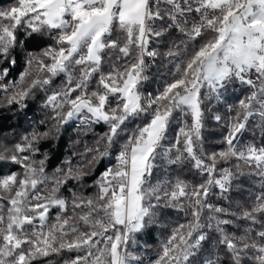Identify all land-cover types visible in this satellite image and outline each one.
I'll return each instance as SVG.
<instances>
[{"label":"snow or ice","instance_id":"snow-or-ice-1","mask_svg":"<svg viewBox=\"0 0 264 264\" xmlns=\"http://www.w3.org/2000/svg\"><path fill=\"white\" fill-rule=\"evenodd\" d=\"M161 4L168 7L161 8ZM191 14H198V19L189 20ZM172 29L189 41L201 38L204 42L177 65L176 74L162 91L145 96L140 89L147 79L146 57L154 60L160 55L152 44ZM117 30L122 38H114ZM44 33L55 43L38 54L28 53L27 67L11 84L9 104L65 74V86L45 100L53 109L51 119L56 127L73 118L108 126L100 138L103 145L98 141L95 148L87 149L91 154L87 165H98L110 154L127 121L142 115L148 118L120 145L115 167L101 173L96 196L73 194L72 216L62 215L68 210V201L58 193L69 179L84 178V166L69 167L52 181L47 192H41L39 186L49 181L44 161H31L22 154L36 151L34 143L49 133H33L24 138L23 145L17 144L10 160L23 172L0 176V264H31L39 256L74 249H83L85 254L77 255L71 264H139L127 251L134 234L152 222L162 202L182 209L184 201L191 220L173 230L154 264H192L207 239L205 229L212 227L220 234L219 243L232 253L233 264H241L248 252L255 253L257 264H264V222L258 220L264 216V192L255 196L253 206L240 216L252 225L260 223L262 230L255 233L258 239L247 232L239 237L227 234L224 226L232 221L220 218L226 210L207 202L213 187L223 195L235 178L230 168H218L221 162L243 160L264 178V146L238 148L235 144L251 116L264 118V0H15L13 6L0 9V57L7 59L17 44L39 41ZM113 52L117 63L104 72V57ZM166 55L179 56V46L174 45ZM120 61L124 62L118 66ZM9 63L14 64L15 58ZM77 67L79 76L74 77ZM8 71L0 70V90L5 92L10 90L2 83ZM253 71L255 79L250 76ZM94 76L98 80L91 88ZM234 79L253 91L239 100L241 111L228 124L226 148L204 153V101L220 100ZM176 111L190 115L192 122L180 127L174 142L166 146ZM214 119L220 122L223 118L217 114ZM157 161L170 165L191 162L207 179L192 186L179 178L152 185L149 180ZM236 167L239 169V164ZM53 207L60 213L56 223L48 224ZM77 209L81 211L77 213ZM205 212L212 215L205 217ZM206 264L218 261L210 259Z\"/></svg>","mask_w":264,"mask_h":264},{"label":"trees","instance_id":"trees-1","mask_svg":"<svg viewBox=\"0 0 264 264\" xmlns=\"http://www.w3.org/2000/svg\"><path fill=\"white\" fill-rule=\"evenodd\" d=\"M15 3V0H0V9H6ZM167 5H161L166 8ZM198 14H191L189 20H197ZM157 28L160 22H156ZM190 26V25H189ZM19 31H23L20 29ZM19 35V32H18ZM114 38H122L119 31H115ZM206 38V37H205ZM22 40L23 37H20ZM204 40L197 38L189 41L188 38L176 29L168 31L158 43L152 44L160 53L151 64L148 65L146 72L147 79L141 85V91L147 96L148 93L156 95L162 91L164 86L170 82L177 72V65L183 64L192 53L198 48ZM54 40L44 33L39 41L33 40L27 45L17 44L10 51L7 59L0 57V70L9 69L7 76L2 83L17 79L19 73L26 68L28 53H40L49 45H54ZM174 45L179 46L180 55L177 57H168L166 53ZM186 46V47H185ZM116 53H111L104 57L102 70L107 72L114 60ZM15 58V63L9 61ZM124 61L118 62L122 64ZM145 74V73H144ZM73 76H79V68L73 69ZM98 76H94L90 87H96ZM65 85V84H63ZM55 88L50 85L44 89L37 87L27 97L23 98L25 106L18 103H8L9 96L5 91L0 90V176L11 172L22 173L23 168L10 160L11 155L16 154V145L25 143V137H31L33 133L47 132V137L40 138L34 143V152H24L22 155L30 157L31 161H44L45 175L49 178L47 184L40 185L41 192H47L52 187V181L59 177L63 171L69 167L76 169L78 166H84L83 170L87 173L83 179H69L66 184L60 187L59 196L68 201V210L63 216H72L73 194L77 197L94 198L98 192L96 182L101 173L108 167H115L116 156L129 135L135 132L137 127L148 117L140 116L136 119H130L126 122L125 131L118 137V142L109 150L110 154L105 157L98 165H87V160L91 159V154L87 149L95 148L97 142L103 145L104 141L100 138L108 131V126L103 122L88 124L86 122L69 121L63 126L57 128L55 122L51 119L53 109L45 105L46 96L51 94ZM202 91H207L206 89ZM249 91L246 84L233 80L228 87L221 93V99L204 101V120L201 131L202 149L204 153L218 152L226 148L224 138L228 132V124L231 118L236 117L239 108V100L246 99ZM231 106V107H230ZM258 112V109H253ZM219 114L223 119L217 122L214 116ZM242 118V117H241ZM43 122V123H42ZM191 116L185 115L179 111L174 112L172 122L169 126L165 145H171L178 133L180 127L185 123L191 125ZM237 147L242 148L245 144L264 146V118L258 114L251 116L247 122L246 129L239 134ZM199 154V153H198ZM175 157V152L172 153ZM239 164V169L236 165ZM218 168H230L235 174L228 191L221 195L217 187H213L208 203L226 210V214L221 219L232 221L225 225V232L236 237L247 234L255 237L257 231L262 230L260 223L252 225L249 221L241 219L243 210L250 209L255 203V196L264 192V178L257 175L254 168L249 167L242 160L233 158L229 162H221ZM242 173V174H241ZM177 178L187 182L189 186L199 184L207 177L196 171L191 162L170 165L162 161H157V167L153 170L150 184H167L174 182ZM184 207L171 208L166 207V202H162L161 208L156 211L152 222L147 224L144 229L134 234L132 241L127 246V251L138 258L139 264H154L162 245L172 235V232L181 224H187L191 220L188 202L184 201ZM77 213L81 210L77 209ZM60 213L59 208L53 207L48 214V224L56 223V217ZM212 215L204 213V216ZM258 220L264 222V216H259ZM207 223V221H205ZM214 223V222H213ZM83 230V228H82ZM207 239L202 243L200 250L192 258V264H206L208 260H216L218 264H233L232 253L219 243L220 234L214 227L206 228ZM258 239V238H256ZM81 250H72L68 252L63 250L60 253H50L48 256H39L31 264H71L77 255H84ZM254 252H248L242 258L241 264H257L254 258ZM149 258V262L146 260ZM136 264V261L133 262Z\"/></svg>","mask_w":264,"mask_h":264},{"label":"rangeland","instance_id":"rangeland-1","mask_svg":"<svg viewBox=\"0 0 264 264\" xmlns=\"http://www.w3.org/2000/svg\"><path fill=\"white\" fill-rule=\"evenodd\" d=\"M161 5H164V4H161ZM166 6V5H165ZM38 54V53H37ZM28 56V55H27ZM149 61V58H147V64L148 65H150L151 64V62H148ZM27 67V66H26ZM25 70V69H24ZM24 70H22L21 72H23ZM145 75H146V72H145ZM65 82H66V75L65 74H63V73H61V75L60 76H57V77H53L52 78V80H51V83H50V86L52 87V88H55V90H59V89H62L65 85H63V84H65ZM5 84V83H4ZM18 90V89H17ZM142 93H143V91H141ZM6 94H8V96H9V98L12 96V94H13V91L10 93V92H6ZM22 106H25V104H26V102L22 99L20 102H19ZM232 119H233V117L231 118V121H232ZM147 120V119H146ZM146 120L143 122V123H141L139 126H142L145 122H146ZM71 121H77V122H79V121H82L81 119H79V118H73V119H71ZM230 121V122H231ZM83 122V121H82ZM138 126V127H139ZM40 133H42V132H40ZM227 135V134H226ZM238 141H235V144L237 145L238 143H237ZM243 161V160H242ZM244 162V161H243ZM109 168V167H108Z\"/></svg>","mask_w":264,"mask_h":264},{"label":"built area","instance_id":"built-area-1","mask_svg":"<svg viewBox=\"0 0 264 264\" xmlns=\"http://www.w3.org/2000/svg\"><path fill=\"white\" fill-rule=\"evenodd\" d=\"M146 61H147V57H146ZM152 61V59L151 58H149V61L148 62H151ZM147 63V62H146ZM20 74H21V72L19 73V76H20ZM58 76V75H57ZM250 76H251V78H253V79H255V76H256V73L253 71L251 74H250ZM18 80V79H17ZM17 80H11V81H8V82H6V84L7 85H9V91H7V93L8 92H12L13 90L11 89V84H12V82H14V81H17ZM247 87H248V89H249V95H250V93L253 91V89L250 87V86H248L247 85ZM246 145H250V144H245L244 146H246ZM67 251H69V250H67Z\"/></svg>","mask_w":264,"mask_h":264}]
</instances>
